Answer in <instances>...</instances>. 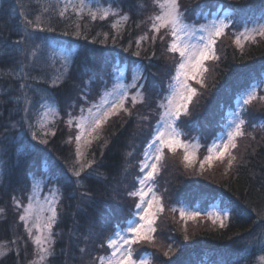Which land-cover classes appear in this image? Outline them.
I'll list each match as a JSON object with an SVG mask.
<instances>
[{
  "label": "trees",
  "instance_id": "obj_1",
  "mask_svg": "<svg viewBox=\"0 0 264 264\" xmlns=\"http://www.w3.org/2000/svg\"><path fill=\"white\" fill-rule=\"evenodd\" d=\"M98 1L119 13L118 24L112 16L56 10L55 0H0V264H38L19 217L33 178L55 188L58 197L46 264H102L99 259L109 249V236L135 211L133 192L143 151L180 56L170 49V27L153 33L150 26L158 0ZM177 5L183 20L194 23L218 7L230 11L229 24L214 40L203 83L192 81L196 92L176 122L183 138L196 139L205 153L235 98L264 73V35L241 46L234 42L244 25L264 18V0H178ZM33 32L44 40L77 46L68 67L57 66L60 73L55 78H49L53 65L45 48L33 53L35 38L25 39ZM136 64L144 71L140 99L128 97L121 112L98 129L80 159L74 128L69 126L71 138L65 130L67 113L76 114L107 87L116 66L130 70ZM43 88L49 89L43 101L56 105L57 127L31 140L26 125L38 118L34 95L44 93ZM240 113L241 131L231 151L235 156L226 170L203 177L182 170L181 178L196 177V182L179 191L172 190L171 182L165 185L160 172L153 179L165 209L174 212L171 208L184 202L219 199L228 208L225 224L207 219L205 227L198 229L190 221L183 228L174 215L163 211L152 237L132 243L134 257L150 255L151 264H264L261 88ZM162 219L167 224L161 225Z\"/></svg>",
  "mask_w": 264,
  "mask_h": 264
},
{
  "label": "rangeland",
  "instance_id": "obj_2",
  "mask_svg": "<svg viewBox=\"0 0 264 264\" xmlns=\"http://www.w3.org/2000/svg\"><path fill=\"white\" fill-rule=\"evenodd\" d=\"M56 10H73L80 16L88 14L91 17L112 16L115 24L121 20L117 11L110 4H102L98 0H55ZM178 0H158V8L152 19L153 33L158 29L170 27L172 39L170 49L176 51L180 61L175 67L171 77L168 91L159 104V118L154 126L150 139L144 148L140 162V176L134 190L137 203L133 216L125 226L117 227L108 238L109 249L100 256L102 264H151L150 255L134 257L131 253L132 243L140 239L152 237L156 227L154 222L158 214L168 211L184 228L187 224L196 223L198 229L207 225V219L224 225L228 217V208L219 199H208L204 204L200 201L193 203L184 202L178 207L165 209L162 200L154 189L153 179L159 173L162 182L170 185L172 190H183V186L196 182V177L184 180L179 176L180 171H189L190 176L203 177L204 173H219L220 168L226 170L232 162L234 154L231 153L235 146L236 137L242 126L241 108L244 104L256 96L257 90L264 91V73L260 78L254 79L249 87L238 95L232 108L227 110L221 119L220 129L207 146V151L202 153L196 139H184L176 126L180 113L187 109L192 100L196 85L203 83L206 64L214 54V40L220 36L229 24L228 9L218 7L212 14L204 15L202 22H189L183 20L179 11ZM152 32V31H151ZM25 36V39L33 37V53L37 49L45 48L53 69L49 78H55L60 70L57 66L68 67L77 52L76 44L59 42L58 40H44L42 35ZM264 35V18L244 25L235 35L237 46ZM154 38L156 35L153 36ZM149 38V37H148ZM152 37L150 38L151 41ZM58 41V42H57ZM28 43V40H27ZM35 52V53H36ZM38 56V55H36ZM57 70V71H56ZM29 77V76H28ZM34 80L31 77V80ZM144 81V71L138 65L128 70L126 65H118L112 71L111 80L107 87L102 88L98 95L90 100L76 114L67 113L66 132L71 138V127L74 128V144L78 157L84 155L89 143L94 139L98 129L114 114L120 113L125 100L140 99V89ZM192 81H196L195 86ZM30 82V79H28ZM134 89L133 91L131 89ZM44 93L34 95V106L38 118L34 123H27L30 130V139L37 140L45 134L52 133L58 113L54 103L48 98L49 91L43 88ZM43 101V102H42ZM42 102V103H41ZM40 109V111H39ZM66 116V114H65ZM55 122V123H54ZM70 140V139H69ZM167 159H166V158ZM165 158V159H164ZM0 167V178H1ZM170 180V181H169ZM190 182V183H189ZM169 187V186H168ZM40 178H33L25 198L19 206V217L23 226L35 246L38 264H46L50 252L51 234L56 221V206L58 197L55 188L48 189ZM178 214V215H176ZM168 216V215H167ZM201 223H198L202 221ZM200 220V221H198ZM161 225L167 224L162 219Z\"/></svg>",
  "mask_w": 264,
  "mask_h": 264
}]
</instances>
